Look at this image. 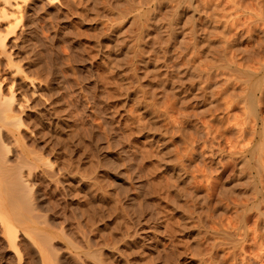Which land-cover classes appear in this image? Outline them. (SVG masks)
I'll list each match as a JSON object with an SVG mask.
<instances>
[{"label":"rangeland","instance_id":"374dc122","mask_svg":"<svg viewBox=\"0 0 264 264\" xmlns=\"http://www.w3.org/2000/svg\"><path fill=\"white\" fill-rule=\"evenodd\" d=\"M71 1L31 0L14 33L0 21L6 48L0 53V94H15L13 125L0 126V264H264L258 218L237 222L241 208L225 202L219 190L229 182L233 200L251 192L248 176L231 181V159L248 144L238 133L252 118L244 105L228 110L198 90L192 65L188 70L171 37L174 23L180 33L191 27L184 24L193 14L189 1ZM239 1L234 12L247 8L237 16L259 19L253 28L264 30V0ZM243 34L239 41L246 46ZM200 57L202 70L216 62ZM175 61L186 69L172 70ZM18 68L34 87L22 82ZM214 117L229 125L226 140L206 127ZM227 138L242 145L238 154ZM187 178H195L193 184ZM189 186L199 191L198 208L209 206L208 217L186 218ZM204 245L214 254L204 247L207 257Z\"/></svg>","mask_w":264,"mask_h":264},{"label":"bare ground","instance_id":"6f19581e","mask_svg":"<svg viewBox=\"0 0 264 264\" xmlns=\"http://www.w3.org/2000/svg\"><path fill=\"white\" fill-rule=\"evenodd\" d=\"M30 1L31 0H0V21H7L8 22V24L6 23L7 24V27H9V29H10L11 32L13 31V33H14L16 31V29L19 27V25L21 24L22 19L24 18V12H25L24 10L26 9V7L28 6V4H29ZM51 1H53V0H51ZM188 1H189V4L190 5L187 3V1H185V2H186V4L189 5V8L193 10V12H192L193 14H191L190 16L187 15V18H186L187 20H185V19L184 20L185 21H188L189 23L188 22H185L184 24H185V26H187V24H188L189 26H187V27H190V26L191 27L189 29H187V31H185L186 30L185 29L184 30V33H180L179 30L176 31L175 30V27L176 26H174V25L177 23L176 21L178 19L175 18L176 19L175 20L176 23H174V24H173V22L171 23V24H173V27H174V29H173L174 31L171 30V31H173V32H171L172 33L171 37L174 38V39L176 38L175 40H172V41H174V43L176 42V44L178 46V48L176 47V49H179V51H181V53L180 52H178V53L182 54V56H184L186 58V61L185 62H187V64L186 63H184V64H186L187 66L188 65H190V66L192 65L191 66V71L194 72V73L191 72L190 74H193L192 77L195 76L197 78V80H199L198 81L199 83H198V86H197V87H199L198 90L199 91L200 90L202 91V97H203V99H205V101H209L211 104H213V102H216V101L218 102V101L221 100V101H223L222 103L225 105V107L227 106L228 110L229 109H232V108H234V107H236L238 105L239 106L240 105H244L245 108H246V110H247V113L246 114H248L250 116V118H248V116H247V118L248 119H251L252 118V120H248V122H246L247 121L246 120L245 121L246 123H244L243 126L240 125L241 124L240 123V120L238 122L235 121L236 122L235 125H239V127L242 126V128L240 129V132L238 134L240 135V133H241V135H240L241 137L243 136L245 138V136H246L249 139V140H247L248 141V144L247 145H243V148H241L242 145H240L241 146L240 148L242 150L238 147L237 143H234L235 142L234 140H233L234 141L233 142L231 139H228L227 138L228 140H230L232 142L231 143L232 144V147H230V148H233V151L232 152H234L235 149L238 150V148L240 149V151H242V152H240L241 153V156H239L237 158L233 157L231 159L232 160L231 162H232L233 167H232L231 162H230L229 168L232 167L233 170L231 169V171H232L231 178L232 179L231 178L230 179H231V181H233V179L234 180H237V179H239V177H241L242 174L248 176L247 177L248 178L247 180H249L250 183L249 182L247 183V180H246V185H247V189H248V187L250 186V185L248 186V184H251V186H250L251 187L250 188L251 189V192L249 191L250 194L247 196L246 199H243V197H241V199H243V200H241L239 197H237L235 200H233L232 197H231V195H230L231 192H233V191H231V188L227 187V190L229 191L228 192L226 190V186H225L229 182L228 183H226V182L224 183L223 182V184H221V186H220V189L218 187H216L215 184H214V186L220 190V193L223 196H227V198L226 197L225 198L222 197L223 200L224 199L225 200L226 199H229L227 201H231L229 203H231L232 206L234 205L236 207V209L241 208V209H239V210H241V213L239 214V212H237L239 215L236 213L237 216H238V219H236L237 222H238V220H240L239 218H241V220L239 222L243 225V223L245 224V219L244 218H247V219L248 218H251V217H256V219L258 218V221H257L258 222V225L259 226L262 225L263 232L261 233V235H258L256 238L257 239L259 238V240L261 241V244L260 245L261 246H264V62H262L264 60V57H262V55H264V53H262V55H261V57L263 59L261 58L260 61L258 60V58H260L259 56H260L262 50L264 49V41L262 39L259 40L258 37L256 38V36L254 35V31H256V32H259V34H261L262 36H264V33H263L264 30L261 29L262 31H259V29L257 28L258 29V31H257V30H254L255 27L253 28V26H256L257 27V24L260 25V23H258L259 22V19L254 20V21L253 20L251 21V20L248 19V17H247V19H244V16H243V19H244L245 22H246V20L251 21V22L248 21L249 24L248 25L246 24V26H245L246 29L244 28L245 22L242 21V18H241L242 16L241 17L237 16L236 12H238V11L234 12L237 9V7H238L237 0H188ZM258 1L259 0H257V2ZM92 2L93 3L97 2L99 4L101 2V0H92ZM159 2L160 3H163L164 0H163V2H161V0ZM170 2H171V0H170ZM172 2H174V0ZM239 2L242 3L241 0ZM245 2H246V0H245ZM245 2H243V3L245 4ZM71 3L74 4L76 2H74V0H72ZM108 3H109L108 6H110L111 4H110L109 1H108ZM149 3H151V2H149ZM166 3H167V6H168L169 5L168 4L169 1H167ZM166 3H164V4L166 5ZM261 3L263 4V2H261ZM184 4H182V5H184ZM161 5L163 6V4H161ZM165 5H164V7H167ZM170 5L174 7V8L172 7V9H174V11H175V9L177 11H179L180 8L178 7L179 9H177V7H175V6H177V5H175V3H174V5L172 3H170ZM188 5H184V6L187 7ZM241 5H243V4H240V6ZM260 6H261V4H260ZM110 7H109V9H110ZM261 7H264V6L262 5ZM229 8H231V9H229ZM245 8H247V7H245ZM245 8L244 7L242 8L243 9L241 11L242 13H244V11H246V10H244ZM183 9H185V8H183ZM165 10H169V8L167 7V9L165 8ZM170 10H171V8H170ZM170 10H169V12H170ZM248 10H247V12H248ZM261 10H262V8H261ZM261 10L259 9L258 12L260 14H258V16L261 15V13H262V12H260ZM109 11H111V10H109ZM172 11L173 10H171L172 17H177L178 15L177 14L175 15V13H174V15H175L174 16L172 14L173 13ZM183 11L185 12V10H183ZM179 12H181V11H179ZM190 12H191V10H190ZM241 12H238V13L241 14ZM250 12H252V11H250ZM256 12H255V14H256ZM186 13H187V11H186ZM181 16L186 17L184 15H181ZM247 16H249V15H247ZM249 18L252 19L251 16H249ZM260 19L263 20L264 18H262L260 16ZM155 21L158 22V20H155ZM178 21H180V20H178ZM150 23H152V22H150ZM175 32L176 33L179 32L180 36H179V34H175L174 35ZM245 32L248 34V36H246L248 38V40H247L248 45L242 46V43H240L239 39L241 37V33L243 34ZM19 34H21V33H19ZM177 35L179 37H176ZM213 35H217V37H213ZM243 36H244V34H243ZM21 37H22V34L19 35V37L16 38L14 41L17 42ZM3 38L4 37H2L0 35V53L6 54L5 41H4ZM241 42H245V41L243 40ZM201 55H204V58L206 56L209 60L212 59L213 62L216 61V62L212 63L211 65L206 66V67H208L209 70H205L204 68H203V70L201 69V65L199 64V62H201V64L203 62V60L202 61L200 60V59H202L200 57ZM208 59H207V61H208ZM207 61L205 63V60H204L205 65L209 64ZM177 62H178V60H177ZM211 62L212 61H210V63ZM217 62H220L221 65H223V68H220L219 65H218L219 63L217 64ZM179 68L181 70V68H182L181 65L179 66L176 63V61H175V66H174V68H172V70H174V69L177 70L178 69V71L180 72ZM185 69L182 68V70H185ZM188 70H190V67L188 68ZM186 72H187V70L184 71L185 75H186ZM16 73H17V75H22L23 72L21 71V69L18 68L16 70ZM174 74H175V72H174ZM23 75H22V78L24 77V79H23L22 82L23 83H26L27 82V83H29V86L30 87H34L33 86V85H35L34 84V80L33 79H30L28 77H25V75L24 76ZM175 75H177V74H175ZM182 76H181V78L179 77V80H177V81H180L181 82ZM174 78L175 77H173V79ZM175 80H173V81L171 80V81L174 82ZM174 83H175V85L176 84L178 85V83L176 81ZM192 83H193V80H192ZM171 85H172V83H171ZM175 85H173V87H175ZM1 88L2 87L0 86V90H1ZM176 91L179 92L178 90H176ZM175 94H177V93H175ZM34 95H35V93L32 92V96H34ZM182 96H181V98H182ZM200 99H202V98H200ZM14 101H15V94L14 93H12L11 97H9V98H7L5 96H1V94H0V124H1L0 126H3V125L4 126H8V125H11L12 124L11 121H10L11 120V117H12V114H10V112L13 110ZM18 105H19V108L21 109V105L22 104H18ZM243 110H245V109H243ZM210 112H212V111H210ZM240 116L243 117V115H240ZM175 118L176 117L174 116V119ZM201 118H202V116H201ZM212 119L213 118H211V120H207L206 123H205V124H207L206 127L209 128V131L212 132L211 135L213 136V134H214L217 139H219L218 136H220V137H222V138L225 139L226 138V132L229 131V128H228L229 125H227V126L224 125V122H222L223 120L221 121V119H223V117L222 118H219L220 119V122H221V125H220V123H217L218 121L216 119H218V118H215L213 120ZM238 119H240V118H238ZM14 121H16V120H14ZM174 121L176 122L177 120H174ZM228 124H229V122H228ZM233 128H235V127H233ZM211 132H209V133H211ZM249 136H250V138H249ZM189 143H191V142H189ZM238 143H240V141ZM211 153H212V155H215V153H217V152L212 151ZM235 153H237V151H235ZM231 154H233V153H231ZM234 154H233V156H234ZM212 155L210 154V156H212ZM199 168H200V166H199ZM226 170H227V168H226ZM202 173H203V171H202ZM172 175H173V177H174V179L176 181L181 180V178L183 176V174H181L180 172H176L175 173L174 172V169H173V174ZM197 177H198V175H197ZM203 177H204V174H203ZM194 179H190V180L188 179V183L191 184L192 180L194 181ZM219 180H221V179H219ZM240 180H238V181H240ZM192 184H193V182H192ZM189 187H192V186H189ZM193 188L194 187H192L191 188L192 190H189L188 191L189 193H187V195H186L188 197L187 199H189V202H188L189 204L186 203V205H187V210H186V216L187 217L186 218H204V217H208L209 210H210L209 206L208 205H204L202 207V205H201V209H199L200 207L197 206V204H196V202L198 201V198L200 199V196L197 195V193L199 191L197 192L196 190H194L195 188L194 189ZM218 189L217 190L215 189L216 192L218 191ZM226 193L229 194V195H227ZM214 195H216V194H214ZM232 195H233V193H232ZM197 196H199V197H197ZM218 198H220V197L218 196ZM201 199H202V197H201ZM186 202H187V200H186ZM227 204H228V202H227ZM225 206H227V205H225ZM228 207H231V206H229V204H228ZM248 208H250L251 211H253V210L254 211L251 212L249 210L251 212V213L249 212V214H247L246 211H244V210L242 211V209H246L247 210ZM237 216H235V217L237 218ZM234 226L236 228H231V230H233V229L234 230L235 229L237 230V226L236 225H234ZM245 226H244V228H245ZM190 227H192V226H190ZM220 228H222V227H220ZM216 229H218V228H215V230ZM241 229H242V227H241ZM241 229H239V230H241ZM223 230H221V231H223ZM242 231H240V232H242ZM211 232L214 233L212 230H211ZM240 232H239V234H240ZM223 233H224V231H223ZM229 233H226V234L229 235ZM234 233H236V232H234ZM234 233H232V235ZM215 235L213 234L212 237L215 238L214 237ZM243 235H245V233H243ZM218 236L216 235V238ZM208 237L211 238V235L210 236L208 235ZM208 237H207V239L205 237L206 241L208 240ZM241 237H242V235H241ZM244 238H245V236H244ZM224 239L227 240V237L224 238ZM217 240H219V238ZM217 240L216 239L212 240V241H215V243L213 242L215 245H216V241ZM228 240H231V239H228ZM212 241H210V243ZM231 241H233V240H231ZM210 243H208V244H210ZM213 243H211V244H213ZM228 243H226V244H228ZM218 245H219V243H218ZM229 245H231V244H229ZM199 247H201V246L199 245ZM204 247L205 248H207V247L205 245L203 246V249L205 251L204 253L206 254L207 253V250ZM217 248L216 249H217V252H218L219 246ZM203 249H201V251H203ZM208 251L210 252L209 249H208ZM213 252H210L209 254H212ZM204 253H203V256L206 257V255L208 253L206 255H204ZM208 255H207V257H208ZM222 259H224V258H222ZM214 260H215V257L213 258V262H215ZM219 260H220V258L218 259V262H219ZM199 261L201 262V260H199ZM205 261H207V260H205ZM205 261L202 260L201 263L202 264H207L208 261L206 263H205ZM209 263H211V262H209ZM216 264H218V263L216 262Z\"/></svg>","mask_w":264,"mask_h":264}]
</instances>
